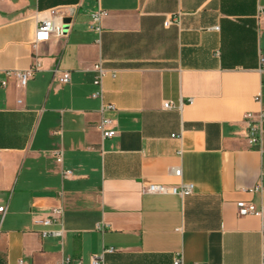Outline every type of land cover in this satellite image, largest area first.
Segmentation results:
<instances>
[{
    "label": "crops",
    "instance_id": "crops-1",
    "mask_svg": "<svg viewBox=\"0 0 264 264\" xmlns=\"http://www.w3.org/2000/svg\"><path fill=\"white\" fill-rule=\"evenodd\" d=\"M260 6L0 0V264H261V219L237 213L238 202L264 205V132L250 145L243 122L264 111ZM98 8L100 33L89 27ZM50 11L71 19L68 31L34 44ZM34 64L24 85L6 74ZM102 118L116 135L102 137ZM185 183V196L144 191Z\"/></svg>",
    "mask_w": 264,
    "mask_h": 264
},
{
    "label": "built area",
    "instance_id": "built-area-1",
    "mask_svg": "<svg viewBox=\"0 0 264 264\" xmlns=\"http://www.w3.org/2000/svg\"><path fill=\"white\" fill-rule=\"evenodd\" d=\"M264 13V7H259V14ZM103 14V11L101 9H97L94 11L90 16V29L100 33L101 27H100V18ZM57 14L54 11H50L49 16L42 18L39 23L36 26L35 33H34V44L48 41L51 35H54L56 37H64L68 31V28L66 30V33H64V25L65 23L62 22V17H59L60 19L56 21ZM178 24L179 23V15H172L168 17L164 21V25L167 26L169 24ZM217 27H214L216 29ZM259 64L260 69L264 68V58L262 56L259 57ZM37 68V65H31L28 68L24 70H14V71H6V74H13L19 83L21 85H24L33 75L34 70ZM94 71L96 72L95 78H94V84L100 86L101 79L107 72L106 69H104L99 63L94 66ZM54 74H57V80L60 83H69L70 76L68 71H59L57 68L53 70ZM5 82H0V86H4ZM92 97H100L101 96V90L98 92H95L91 95ZM162 107L164 109H171L174 107L173 103L171 101H164L162 104ZM112 108V105L110 104H102L101 105V111ZM243 122L247 126V139L250 145H257L261 141V135L264 132V111H261L255 116L251 112H247L243 117ZM98 129L101 132V135L103 138L107 137H113L116 135L117 131L111 126V120L107 118H102L100 122L97 125ZM58 160H60V155L58 157ZM180 169H175L174 174L180 175ZM193 185L191 183H185L181 184L179 186H170L167 187L165 185L161 184H149L144 188V191L152 192V193H172L177 194L180 196L188 195L192 192ZM5 211V206H0V213L3 214ZM52 213H58L59 210L57 208L51 209ZM237 213L239 216H245L248 214H253L261 219L262 223V229H264V205H261L260 207H256L252 202H238L237 203ZM40 223L44 225H49L52 223L51 219H44L41 220ZM63 230H49V231H42L41 235H55V236H61ZM114 248L107 247L103 249V252H112ZM69 258L65 259V262H68ZM17 264H30L27 261H24L23 259H19ZM76 264H81V262L78 260ZM90 264H104L103 262V256L102 255H92L90 257ZM175 264H180V260L176 259ZM192 264H198V263H192ZM261 264H264V256L262 257Z\"/></svg>",
    "mask_w": 264,
    "mask_h": 264
},
{
    "label": "water",
    "instance_id": "water-1",
    "mask_svg": "<svg viewBox=\"0 0 264 264\" xmlns=\"http://www.w3.org/2000/svg\"><path fill=\"white\" fill-rule=\"evenodd\" d=\"M71 19L69 17L62 18V22L65 23L64 25V33H66V30L68 28V24H70Z\"/></svg>",
    "mask_w": 264,
    "mask_h": 264
}]
</instances>
